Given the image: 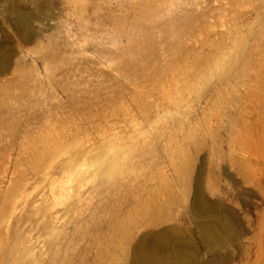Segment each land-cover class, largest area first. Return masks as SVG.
Segmentation results:
<instances>
[{"label":"rangeland","instance_id":"obj_1","mask_svg":"<svg viewBox=\"0 0 264 264\" xmlns=\"http://www.w3.org/2000/svg\"><path fill=\"white\" fill-rule=\"evenodd\" d=\"M28 238L37 264H264V0H0V264Z\"/></svg>","mask_w":264,"mask_h":264},{"label":"bare ground","instance_id":"obj_2","mask_svg":"<svg viewBox=\"0 0 264 264\" xmlns=\"http://www.w3.org/2000/svg\"><path fill=\"white\" fill-rule=\"evenodd\" d=\"M98 125H99V124H98ZM105 131H106V130H105ZM119 134H120V133H116V137H118V139H119V138H123V136H120ZM57 135H58V134H57ZM58 136H59V135H58ZM110 136H111V135H110ZM100 137H101V136H100ZM114 137H115V136H114ZM114 137H113V138H114ZM105 138H106V137H105ZM105 138H104V139H105ZM100 140H101V139H100ZM106 140H107V139H106ZM116 141H117V140H116ZM119 141H120V140H119ZM100 142H102V141H100ZM93 143H94V142H93ZM98 143H99V142H98ZM118 143H119V142H118ZM118 143H117V144H118ZM100 145H101V144H100ZM115 145H116V143H115ZM86 146H87V145H86ZM94 146H95V145H94ZM113 146H114V145H113ZM83 147H85V146H83ZM91 148H92V147H91ZM93 149H94V148H93ZM93 149H92V150H93ZM95 149H98V148H95ZM95 149H94V150H95ZM110 149H111V150L113 149V148H112V145H111V148H110ZM87 150H88V151H85L84 153L82 152V154H80V155L83 157L84 160H87V159H88V155L86 154V152H87V153H91V152H92V150H89V149H87ZM97 152H99V151H97ZM107 153H108V152H107ZM78 154H79V153H78ZM78 154H77V155H78ZM95 155H96V154H95ZM97 155H98V153H97ZM99 157H100V156H99ZM90 158H91V157H89V159H90ZM93 158H95V157H93ZM57 159H58V158H57ZM57 159H56V160H57ZM108 159H109V158H108ZM52 160H53V159H52ZM98 160H99V159H98ZM98 160H97V161H98ZM72 161H74V160H72ZM72 161L70 160L69 162L60 165V170L64 173V175H65V173H69V174H71V173L73 172V170H74L76 167L81 166V165H85V161H83V160H82L83 162H82L81 164H75V163L73 164ZM92 161H93V162H92ZM97 161H96V162H97ZM59 163H60V162H59ZM94 163H95V161L91 159V164H94ZM101 163H102V162H101ZM88 164H90V163H88ZM42 165H44V164H42ZM57 165H58V164H57ZM55 166H56V165H55ZM51 167H52V165L50 166V168H51ZM125 167H126V166H125ZM50 168H49V169H50ZM85 168H86V167H85ZM46 169H48V168H46ZM49 169H48V170H49ZM87 170H89V168H88ZM31 171H32V170H31ZM41 171H42V170H41ZM46 171H47V170H45V172H46ZM83 171H84V169H82V168H78V169L76 170V174H77V175L74 174V175L77 176V179H78V181H79V184L77 185V189H76V196H77V201H78V202H79V201L81 200V198L83 197L82 192L80 193V191H81V190H80V187L83 186V184H84V183H83V184L80 185V183H82V182H80V181H81V179H82V177H83V175H82ZM29 173H30V172H29ZM48 173H49V172H48ZM40 174H41V173H40ZM42 174H43V173H42ZM50 174H51V173H50ZM43 175H44V174H43ZM41 176H42V175H41ZM49 176H50V175H49ZM49 176H47V177H49ZM84 176H85V175H84ZM53 177H55V176H53ZM30 178H31V177H30ZM40 178H42V177H40ZM61 178H62V177H61ZM68 178H69V176H68ZM68 178H66V179H68ZM74 178H75V177H74ZM88 178H89V177H88ZM33 179H34V178H32L31 180H33ZM47 179H48V178H47ZM50 179H53V178L51 177ZM19 180H20V179H19ZM28 180H29V179H28ZM31 180H29V181L31 182ZM40 180H41V179H40ZM42 180H43V179H42ZM54 180H55V179H54ZM54 180H52V181H54ZM58 180H60V178H59ZM63 180H64V181H63ZM63 180H61V182H64V183H65L66 180H65V179H63ZM44 181H45V180H44ZM48 181H49V180H48ZM74 181H76V180H74ZM84 181H85V180H84ZM84 181H83V182H84ZM92 181H93V180H92ZM92 181H91V182H92ZM27 182H28V181H27ZM27 182H26V183H27ZM34 182H35V180H34ZM54 182H55V181H54ZM57 182L59 183V181H57ZM67 182H68V181H67ZM49 183H51V185L53 184V183L50 182V181H49ZM58 183H57V184H58ZM64 183H62V184L59 183L58 185L61 184V186H62ZM73 183H74V182H73ZM89 183H90V182H89ZM16 185H17V184H16ZM28 185H29V184H28ZM31 185H32V184H31ZM58 185H54V186H58ZM67 185H68V184H67ZM71 185H72V184H71ZM88 185H89V184H88ZM63 186H64V185H63ZM68 186H70V185H68ZM15 187H16V186H15ZM15 187H13V188H15ZM72 187H73V186H72ZM85 187H86V186H85ZM22 188H23V187H22ZM22 188H21V189H22ZM49 188H50V187H49ZM55 188H56V187H55ZM63 188H64V187H63ZM66 188H68V187H65V189H66ZM73 188H74V187H73ZM81 188H82V187H81ZM52 189H53V188H52ZM52 189H51V190H52ZM57 189H58V188H57ZM65 189H63V190H65ZM82 189H83V188H82ZM14 190H15V189H14ZM23 190H24V189H23ZM59 190H60V187H59ZM19 191H20V190H19ZM21 191H22V190H21ZM42 191H43V190H42ZM53 191H54V190H53ZM55 191H56V190H55ZM55 191H54V192H55ZM23 192H24V191H23ZM49 192H50V191H49ZM66 192H67V191H66ZM66 192H65V193H66ZM15 193H16V191H15ZM51 193H52V192H51ZM51 193H50V194H51ZM57 193H58V192H57ZM73 193H74V192H73ZM73 193H72V194H73ZM83 193H84V192H83ZM41 194H42V193H39V195H41ZM86 194H87V193H86ZM15 195H16V194H15ZM17 195H18V194H17ZM47 195H49V194H47ZM47 195H46V196H47ZM58 195H59V194H58ZM93 195H94V194H93ZM44 196H45V195H44ZM44 196H42V197H44ZM49 196H50V195H49ZM51 196H53V195L51 194ZM62 196H63V195H62ZM36 197H37V196H36ZM38 197L42 198L41 196H38ZM38 197H37V198H38ZM64 197H65V196H64ZM73 197H74V195H73ZM45 198H46V197H45ZM47 198H48V196H47ZM53 198L56 199V196H55V197L53 196ZM65 198H66V197H65ZM65 198H64V199H65ZM34 199H36V198H34ZM42 199H44V198H42ZM42 199H40V200L42 201ZM51 199H52V197H51ZM58 199H59V198H58ZM72 200H73V199H72ZM13 201H15V200H13ZM36 201H37V200H36ZM43 201H44V202H43L42 204H44L45 202H47V199H45V200H43ZM49 201H50V198H49ZM49 201H48V202H49ZM59 201H60V199H59ZM65 201H66V200H65ZM67 201H68V199H67ZM82 201H84V200H82ZM34 202H35V201H34ZM50 202H51V201H50ZM85 202H88V201H85ZM15 203H16V201H15ZM39 203H40V202H39ZM57 203H58V202H57ZM74 203H75V200H74ZM80 203H81V202H80ZM80 203H78V204H80ZM32 204H33V203H32ZM42 204H41V209L45 206V207H46V208H45L46 211H45V212L43 211V212H44V214H42L43 217H42V218L40 217V218H41V221H42V222H46L48 226H51V229H52L54 232H56L57 236H59V233H61V232H60V226H58L59 223H60V222H59L60 218H59V215L57 214L58 211L55 212V210H53V209L55 208L56 205L53 206L54 208H50L48 205H49V204L51 205V203H49V204H46V203H45V205H42ZM53 204H54V202H52V205H53ZM81 204H82V203H81ZM34 205H35V204H34ZM39 205H40V204H39ZM57 205H58V204H57ZM62 205H63V203L61 204V206H62ZM66 205H67V204H66ZM66 205H65V206H66ZM76 205H77V204H76ZM84 205H85V204H84ZM86 205H87V204H86ZM42 206H43V207H42ZM63 206H64V205H63ZM65 206H64V207H65ZM78 206H80V205H78ZM31 207H32V206H31ZM31 207H30V208H31ZM35 207H36V206H35ZM37 207H38V205H37ZM86 207H87V206H86ZM57 208H58V207H57ZM70 208H71V206H70ZM87 208H88V207H87ZM11 209H12V208H11ZM33 209H34V208H33ZM39 209H40V208H39ZM63 209H64V208H63ZM83 209H84V207H83ZM15 210H16V208H15ZM15 210H14V212H16ZM35 210H37V209H35ZM42 210H43V209H42ZM42 210H41V211H42ZM68 210H70V209L68 208ZM75 210H76V209H75ZM12 212H13V211H12ZM14 212H13V214H14ZM37 212H38V211H37ZM37 212H34L33 215H34L35 213H37ZM59 212H60V211H59ZM81 212H82V211H81ZM69 213H70V212H69ZM67 214H68V213H67ZM72 214H73V213H72ZM14 215H15V214H14ZM33 215H31V216H33ZM37 215H38V214H37ZM6 216H7V215H6ZM31 216H30V217H31ZM4 217H5V216H4ZM8 217H9V215H8ZM12 217H13V216H12ZM30 217H29V219H31ZM61 217H62V216H61ZM61 219H62V218H61ZM64 219H65V218L63 217V221H64ZM71 219H72V218H71ZM6 221H7V220H6ZM31 221H32V219H31ZM35 221H36V220H35ZM58 222H59V223H58ZM61 222H62V221H61ZM4 223H5V221H4ZM33 223H34V221H33ZM38 223H39V222H38ZM57 223H58V224H57ZM69 223H70V222H69ZM6 224H8V223H6ZM18 224H19V221H18ZM18 224H17V225H18ZM27 224H28V223H27ZM56 224H57V225H56ZM60 224H61V223H60ZM39 225H40V224H39ZM41 225H42V224H41ZM5 226H6V225H5ZM7 226H8V225H7ZM7 226H6V227H7ZM25 226H26V225H24V227H25ZM39 227H40V226H39ZM43 227H44V226H43ZM43 227H42V228H43ZM46 227H47V226H46ZM48 228H49V227H48ZM25 229H26V228H25ZM35 229H36V228H35ZM62 229H63V228H62ZM19 230H20V229H19ZM23 230H24V228H23ZM23 230H22V232H23ZM8 231H9V230H8ZM8 231H7V232H8ZM28 231H29V230H28ZM28 231H27V232H28ZM47 231L49 232V230H47ZM48 232H47V233H48ZM20 233H21V232H20ZM20 233H19V234H20ZM23 233H24V232H23ZM19 234H18V235H19ZM7 235H8V234H7ZM18 235H17V236H18ZM30 235H31V234H30ZM20 236H21V235H20ZM51 236H53V235H51ZM57 236H56V237H57ZM61 236H62V235H61ZM18 237H19V236H18ZM22 237H23V236H22ZM63 237H64V236H63ZM63 237H62V238H63ZM26 238H27V237H26ZM29 238H30V237H29ZM29 238L26 239V240H28L26 245L21 246V245H22V242H21V245H20L18 248L22 249L21 251H23V252L25 253V255L27 254V255H29V256H33L32 263H33V264H37V261H38V257H37V255H38V254H37V252L35 251V246H34L33 244H31V239H29ZM51 238L53 239V237H51ZM54 239L56 240V238H54ZM59 239H60V238H59ZM59 239H58V241H60ZM55 240H54V242H55ZM15 241H17V240H15ZM32 241H33V240H32ZM50 241H52V240H50ZM56 241H57V240H56ZM23 242H24V241H23ZM54 242H53V243H54ZM36 243H37V242H36ZM50 243H51V242H50ZM59 243L61 244V242H59ZM46 244H47V243H46ZM48 244H49V243H48ZM15 245H16V243H15ZM54 245H55V244H54ZM16 246H17V245H16ZM46 246H47V245H46ZM61 246H62V245H61ZM12 248H15V250H16L17 247L14 246V247H12ZM44 248H45V247H44ZM51 249H52V248H51ZM51 249H50V251H51ZM12 250H13V249H12ZM15 250H14V251H15ZM36 250H37V249H36ZM42 250H43V249H42ZM42 250L40 251V254H41ZM21 251H20V252H21ZM17 253H18V252H17ZM24 253H23V255H24ZM44 253H45V252H44ZM18 254H19V253H18ZM20 254H21V253H20ZM45 254H47V253H45ZM34 256H35V257H34ZM45 256H46V255H45ZM25 257H26V256H25ZM50 257H51V256H50ZM17 258H18V257H17ZM41 258H44L43 255H42ZM41 258H40V259H41ZM30 259H31V258H30ZM44 259H45V258H44ZM48 259H49V258H48ZM21 260H22V259H21ZM25 260H27V259H24V263H25ZM19 261H20V260H19ZM43 261H44V260H43ZM45 261H46V260H45ZM39 262H40V261H39ZM39 262H38V263H39ZM50 262H51V261H50ZM24 263H23V264H24ZM17 264H18V262H17ZM39 264H40V263H39ZM42 264H43V263H42ZM46 264H47V263H46ZM48 264H49V263H48Z\"/></svg>","mask_w":264,"mask_h":264},{"label":"snow or ice","instance_id":"obj_3","mask_svg":"<svg viewBox=\"0 0 264 264\" xmlns=\"http://www.w3.org/2000/svg\"><path fill=\"white\" fill-rule=\"evenodd\" d=\"M159 122V121H158Z\"/></svg>","mask_w":264,"mask_h":264}]
</instances>
